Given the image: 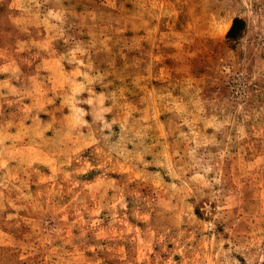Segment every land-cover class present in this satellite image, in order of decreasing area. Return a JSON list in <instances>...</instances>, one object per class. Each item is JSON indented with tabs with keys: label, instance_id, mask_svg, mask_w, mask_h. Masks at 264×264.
Listing matches in <instances>:
<instances>
[{
	"label": "rangeland",
	"instance_id": "rangeland-1",
	"mask_svg": "<svg viewBox=\"0 0 264 264\" xmlns=\"http://www.w3.org/2000/svg\"><path fill=\"white\" fill-rule=\"evenodd\" d=\"M0 264H264V0H0Z\"/></svg>",
	"mask_w": 264,
	"mask_h": 264
},
{
	"label": "trees",
	"instance_id": "trees-1",
	"mask_svg": "<svg viewBox=\"0 0 264 264\" xmlns=\"http://www.w3.org/2000/svg\"><path fill=\"white\" fill-rule=\"evenodd\" d=\"M237 23H242L241 21H237V20H235V22H234V24H233V26L231 27V29L229 30V32H228V34H227V36L230 38L234 33H235V30H236V24Z\"/></svg>",
	"mask_w": 264,
	"mask_h": 264
}]
</instances>
